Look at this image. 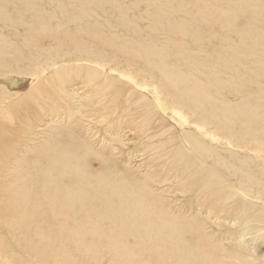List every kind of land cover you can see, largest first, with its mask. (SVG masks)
I'll list each match as a JSON object with an SVG mask.
<instances>
[{"label":"bare ground","instance_id":"obj_1","mask_svg":"<svg viewBox=\"0 0 264 264\" xmlns=\"http://www.w3.org/2000/svg\"><path fill=\"white\" fill-rule=\"evenodd\" d=\"M237 17L245 19L243 32H233L231 28V19ZM200 20L210 23L215 35V29L222 25L227 31L221 32L223 37L216 51L209 55L201 51L195 39L189 43L184 39H199L194 26ZM263 25L264 0H206L202 6L199 0H0V173H10L7 180L0 176V230L5 235L0 237V253L9 251L14 244L17 252H25L41 264H83L82 259L68 262L66 257L55 254L65 252L56 249V241L44 225L52 219L63 223L58 228L76 244L86 245L87 239L106 242L103 251L113 252V264H218L203 245L193 253L177 249L173 240L177 222L166 215V208L145 181L119 172L114 175L111 165L104 173H90L86 156L92 152H88L84 141L79 147L68 142L58 147L53 137L38 149L26 147L21 158L14 156L16 145L27 131V117L33 116L34 108L54 103L49 93V97H39L42 87L37 85L8 106L1 89L15 74L28 84L59 58L53 52L41 57L53 48L64 53L69 52L66 46L74 48L75 53L82 52L83 59L92 63L103 62L106 53L114 58L128 57L127 63L142 62L146 71L158 79L159 91L168 96L178 121V110L184 109L196 128L213 121L226 129L225 150L232 161L229 165L216 153L214 145L192 133L186 135L189 155L175 149L167 159L176 167L182 190L188 193L200 186L201 194L206 193L220 205L227 200L222 199L216 184L224 183L219 175L217 178L218 168L236 177L238 191L264 192V181L258 180L247 163L254 162L257 154L264 155L258 143L264 128V29L259 28ZM228 37L234 38L235 44ZM43 45L49 46L45 49ZM222 72L228 75L220 76ZM68 74L61 70L50 72L46 79L50 80V90L54 91ZM91 76L90 72L84 73L86 79ZM113 85V80H106L105 88ZM243 85L251 88L249 93L242 90ZM224 93L238 97L231 101ZM146 121L144 115L139 125L144 133ZM242 143L255 145L249 148L248 160L239 157L234 149L242 148ZM164 144L161 141L150 145L153 150L146 149L161 159L159 150ZM93 155L102 158L99 153ZM12 161L17 163L11 166ZM208 161L215 165L216 172L207 165ZM64 179L70 181L65 183ZM260 222L264 224V216ZM168 226L172 232L164 236L162 230ZM14 229L20 232L21 241L5 238L13 235ZM114 234L117 240L111 237ZM127 238L134 243H153L142 255L126 249ZM12 252L15 255L16 251ZM151 253L156 257L154 262H148L147 255Z\"/></svg>","mask_w":264,"mask_h":264},{"label":"rangeland","instance_id":"obj_2","mask_svg":"<svg viewBox=\"0 0 264 264\" xmlns=\"http://www.w3.org/2000/svg\"><path fill=\"white\" fill-rule=\"evenodd\" d=\"M205 1L199 0L200 6ZM226 18L229 21V18ZM230 25L233 32L241 30L243 32L246 22L243 17H237L231 19ZM211 26L203 20L195 23L194 29L200 37L197 39L186 36L184 38L186 43L195 39L205 55L216 51L215 47H218L219 40L223 37L221 32L227 31L222 25V28L215 29L217 33L215 35L214 28ZM259 28L264 29V25ZM207 38L214 41L208 43ZM230 43L235 44V39L230 38ZM48 46L44 48L47 49ZM65 49L69 52H60L58 48L44 52L41 57L53 52L59 58L53 64L49 63L51 65L46 66L29 80L28 84L24 82V77L16 74L10 75L3 84L1 92L6 95L4 102L8 106L13 105L11 102L20 99L30 87L34 88L37 85L42 87L38 93L39 97H49L46 95L49 93L54 103V105L40 109L34 108L33 116L27 117L30 121L25 124L27 131L23 140L16 145L13 155L21 158L26 147L38 149L42 142L53 137L57 139L58 147L66 142L79 147L80 142L84 141L88 152H92L86 156V164L90 173L96 175L104 173L105 169L111 165L109 169L112 174L119 172L127 178L134 177L147 183L150 191L156 194L158 201L166 208V215L177 222V233L173 235L177 249L193 253L198 245H203L212 253L214 263L264 264V224L260 222V217L264 216V192L254 190L249 194H244L238 191L235 188L236 177L219 171V168L217 172L214 171L215 165L208 161L207 165L216 172L217 178L219 175L224 179L223 184L216 183L220 187L219 192L222 199L227 200L219 205L215 199L207 198L206 193L201 194L200 186H197L195 190L190 189L188 193L185 189L182 190L179 187L180 181L175 171L176 167L167 160L175 149L180 150L183 155H189L186 153L189 147L186 135L192 133L206 144L214 145L216 153L229 165L231 159L225 150L226 129L213 121L196 128L194 119L189 117L190 115L184 109L178 110L179 115L177 116L181 119L178 121L167 101L168 96L159 91L158 79L154 73L146 71L144 64L140 61H128L127 63L128 57L114 58L110 53H106L105 58L107 59H101L103 62L92 63L83 59L82 52L75 53L74 48L67 46ZM202 58V56L199 57V59ZM53 70H61L69 74L63 82L57 84L54 91H51L52 87L47 84L50 80L46 81V79ZM85 72L92 74L90 79L84 77ZM223 75H228V73H220V76ZM109 79L113 80L114 85L105 88L106 80ZM242 90L249 93L251 88L243 85ZM223 96L229 97L231 101L238 97L229 93H224ZM144 115L147 119L143 125L147 127L146 133L139 130ZM258 138L260 151L264 153V128ZM161 141L165 142L159 150L163 155L161 159H156L146 148L149 147L151 151L153 149L150 145L156 146ZM242 144H244L242 148L235 147L234 149L241 154H238L239 157L248 160L249 148L255 145ZM93 153H99L103 161ZM16 163L12 161L9 165L13 166ZM247 163L250 170L255 172L258 180L264 181V155L257 154L254 162L248 160ZM197 164H199L198 161ZM0 176L7 180L10 173L1 172ZM63 181L68 183L70 180L64 179ZM44 225L48 226V235L51 239H55L56 249L60 248V252H65L64 254L55 253L58 257H66L68 262L74 261L73 259H82L83 264H113V252L109 251L106 254L103 251L106 242L96 243L92 239H87L85 240L88 241L86 245L76 244L77 242L71 240L65 230L58 228L63 225L60 220L51 219ZM14 230L13 235L5 238L10 242L21 241L20 232ZM171 232L170 226L162 230L164 236L170 235ZM4 236L3 231L0 230V237ZM107 236L104 234V237ZM111 237L117 240V235L114 234ZM124 243L127 244L126 249H133L135 253L145 255V251L148 253L153 242L134 243L133 239L127 238ZM2 245L0 239V251ZM13 246L9 251L0 253V264H41L27 253L17 252V246L14 244ZM141 246L143 250L140 249ZM85 248L87 251L84 250ZM12 251H16L15 255ZM147 256L148 262L155 261L156 257L153 253ZM174 261L172 259L171 262ZM154 264L158 263L154 262Z\"/></svg>","mask_w":264,"mask_h":264}]
</instances>
